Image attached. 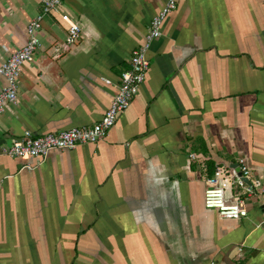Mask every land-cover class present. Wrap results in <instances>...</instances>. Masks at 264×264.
I'll return each mask as SVG.
<instances>
[{
    "label": "crops",
    "instance_id": "crops-1",
    "mask_svg": "<svg viewBox=\"0 0 264 264\" xmlns=\"http://www.w3.org/2000/svg\"><path fill=\"white\" fill-rule=\"evenodd\" d=\"M165 1L64 0L81 29L70 46L44 17L0 115V264H264V193L240 220L203 204L215 168L238 157L264 187V0H179L105 138L39 165L2 154L26 131L98 123ZM41 2L0 0V63L26 45Z\"/></svg>",
    "mask_w": 264,
    "mask_h": 264
},
{
    "label": "built area",
    "instance_id": "built-area-1",
    "mask_svg": "<svg viewBox=\"0 0 264 264\" xmlns=\"http://www.w3.org/2000/svg\"><path fill=\"white\" fill-rule=\"evenodd\" d=\"M63 1L42 0L40 13L27 25L29 38L26 45L0 63V77L4 79V86L0 89V115L8 105H14L17 100V80L21 67L33 61L40 47L38 33L45 16L57 15L66 25V45L75 44L81 38L79 25L67 13L62 12ZM178 2L179 0H166L158 13L152 17L143 43L132 51L128 68L121 73L110 106L98 123L88 128H71L40 136L26 131L4 148L2 154L22 161L35 159L39 165L52 151H72L79 145L94 144L105 138L118 116L128 109L143 84L150 65L148 52L151 44L161 36L162 25L166 17L177 8ZM189 157L194 159L193 155ZM37 166L26 164L24 169L32 170ZM236 168L217 166L213 176L207 180L203 195L205 209L216 211L218 216L225 220L246 218V199L264 193V187L259 181H250V169L244 157L237 158ZM228 189L236 191L228 197Z\"/></svg>",
    "mask_w": 264,
    "mask_h": 264
},
{
    "label": "water",
    "instance_id": "water-1",
    "mask_svg": "<svg viewBox=\"0 0 264 264\" xmlns=\"http://www.w3.org/2000/svg\"><path fill=\"white\" fill-rule=\"evenodd\" d=\"M234 168H236V165H234ZM237 169V168H236Z\"/></svg>",
    "mask_w": 264,
    "mask_h": 264
}]
</instances>
